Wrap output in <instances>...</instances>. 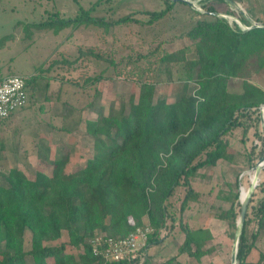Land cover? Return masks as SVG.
<instances>
[{"label": "trees", "instance_id": "obj_1", "mask_svg": "<svg viewBox=\"0 0 264 264\" xmlns=\"http://www.w3.org/2000/svg\"><path fill=\"white\" fill-rule=\"evenodd\" d=\"M165 1H169L166 8L150 11L147 21L135 18L134 14L106 20L91 17L82 9V14L70 18L55 12L56 18L51 16L35 26L60 30L84 22L104 27L130 21L152 23L181 0ZM208 9L216 11L212 6ZM239 21L247 25L253 23L243 17ZM232 22L233 25L227 17L214 13L212 19H198L183 32L194 44L164 53H160L161 45L158 44L146 54H139L137 58L150 59V63L153 57L158 59L150 80L142 78L138 82L137 100L131 97L117 110L111 106L108 113H104L97 100L88 102L87 109L95 111L96 116L86 120L85 128L94 140L95 150L84 167L64 171L68 158L65 155L51 162L49 172L38 169L30 178L18 166L3 169L4 146L0 142V264L149 263V256L141 263L139 259L108 260L93 252L92 239L97 232L122 237L148 222L154 230L146 247L159 243L168 221H175L174 213L189 207V201L196 196L192 179L198 170L227 158L234 129L241 127L242 141L247 136L250 114L264 103V88L246 78L242 92H231L227 81L245 74L247 60L252 56L264 66V27L244 28L236 19ZM189 52L196 56L188 59ZM81 53V57L84 54L101 57L93 47ZM185 67L189 77L179 79ZM81 77L83 81L77 82L80 84L75 81L71 84L91 88L99 99L96 85L106 75L84 76L83 73ZM33 78H26V84ZM174 80L180 85L173 100L155 98L157 82ZM11 116L13 114L6 119ZM226 183L233 190L222 191V194L230 205L214 214L229 220L230 226L236 228V205H241L238 181ZM179 187H183V198L175 207L171 199L176 194L181 195ZM248 217L247 210L237 261L239 264H264V251H259L257 262L246 260L256 245L260 229H264V200L255 211L258 225L250 235L246 231ZM179 225L185 235L180 251L196 259L211 253L210 247L204 248L211 237L209 229L193 228L181 221ZM26 230L31 232L29 249H25ZM64 230L68 233L69 244L79 250L77 255L67 251V242H48L59 239ZM159 264H177L176 256Z\"/></svg>", "mask_w": 264, "mask_h": 264}, {"label": "rangeland", "instance_id": "obj_2", "mask_svg": "<svg viewBox=\"0 0 264 264\" xmlns=\"http://www.w3.org/2000/svg\"><path fill=\"white\" fill-rule=\"evenodd\" d=\"M192 1L198 8L185 1H176L169 12L152 23L130 21L104 27L84 22L76 27L67 26L54 30L40 29L35 24L51 16L56 18V15H53L55 12L61 17L70 18L82 14V9L86 10L91 17L106 20L134 14L135 18L147 21L150 18V11L165 9L169 1L0 0V75L20 74L26 78L34 77L26 84V103L18 107L9 119L0 122V142L4 146L3 169L8 170L18 166L32 178L38 169L49 172L52 169L51 162L65 155L68 158L64 171L72 172L84 167L95 150L94 140L87 135L85 124L88 118L96 116V112L87 109L86 105L92 100L93 102L97 100L99 107L104 108V113H108L111 106L117 110L122 102L127 103L131 97L137 100L138 82L142 78L150 80L151 75L155 73L154 62L158 59L155 56L150 63V59L137 58L139 54H146L158 44L161 45L160 53L174 51L185 44H194L190 38L183 35V32L198 19H212L216 12L226 14L232 25L235 17L239 20L241 17L247 18L253 23L264 22V0ZM208 6H212L216 11H209ZM239 20L236 19L242 27L251 26ZM88 47H93L101 54V57L96 58L90 54H84L81 57V51ZM195 56L193 52L187 53L188 59ZM143 70L147 71L142 73ZM83 73L84 76L98 73L106 75L96 85L100 92L99 99H96L95 92L91 88L71 84L73 81L81 83ZM243 73L245 74L228 79L229 91L242 92L243 81L246 78L264 88V66L258 63L255 56L247 60ZM188 77V69L185 67L180 72L179 79ZM179 85L180 82L176 80L157 82L155 98L166 97L168 100H173ZM261 114L259 108L252 111L248 121L250 129L247 136L243 137V141L241 127L234 129L230 137L231 147L227 149L228 157L241 162L239 167L234 168V176L230 180L234 183L238 181V202H240L241 187L247 190L251 184V175L248 171L264 154V124ZM227 164L229 165L228 161H223L221 166L210 170L216 178L211 183L202 186L193 180L192 186L195 189L207 193L200 194L198 200H190L193 204L192 211H184V209L174 213L177 223L181 221L193 228L205 226L204 228L209 230L214 226L224 227L223 230L229 232L227 238L229 250L225 253V263L224 260L222 263L217 258L214 261L215 264H226V261L232 264L230 263V247L236 228L230 226L229 220L220 219L214 214L219 209H227L230 205V202L223 198L221 191L223 186L233 190L225 182L227 180L222 178L224 176L221 170L225 171ZM207 171L205 167L204 172ZM212 187L218 190V197L211 194ZM178 189L183 190L182 187ZM183 192L184 190L179 197L176 194L171 199L175 207L179 206ZM262 200H264V168L261 170L259 182L254 189L248 208L249 217L246 227L248 235L251 230L257 228L258 220L255 217V211ZM172 208L174 210L173 206ZM236 209L238 220L239 204L236 205ZM168 225H172L171 220L168 221ZM223 230L217 236L211 233L206 245L213 246L222 242V237L226 234L221 233ZM30 241L31 232L26 230L25 249L30 248ZM48 242L53 244L67 242L69 253L77 255L79 252L77 248L69 244V236L65 230L59 239ZM259 246L264 250V236ZM146 256H148L147 250L145 256L139 258L138 262H143ZM258 257V249L257 251L253 249L246 260L255 263ZM236 263L239 264L238 261Z\"/></svg>", "mask_w": 264, "mask_h": 264}, {"label": "crops", "instance_id": "obj_3", "mask_svg": "<svg viewBox=\"0 0 264 264\" xmlns=\"http://www.w3.org/2000/svg\"><path fill=\"white\" fill-rule=\"evenodd\" d=\"M229 147H231V146H229ZM226 153H227V151H226ZM223 161H228L229 165L228 164L225 165V167H226L225 171L221 170L222 175L224 176L222 178H225L227 180L225 182L229 183L230 180H232L231 177L234 176V172H235L234 168L239 167V165H241V162H239V160H237V159H232V157L229 158L228 153H227V158H223V159L219 160L215 165H211V166L205 165V166L201 167L198 170V173L192 179V183H193V180L202 186L206 183H211L214 179H216V178H214L215 176H213L211 174V171L213 169H216L221 163H223ZM205 167H207V169H208V171L206 173L204 172ZM225 174H226V177H225ZM209 176H211L210 179H208ZM218 184H219V182L217 181V185ZM222 188H221L222 189L221 191H225L226 193L229 191V189L225 188L224 186ZM195 192H196V196L191 198V200H193V201L198 200L199 199L198 196L200 194L207 193V192H204V191H201L198 189H195ZM210 192H211V194H215L216 197H218L217 196L218 190L216 191L215 187H212L210 189ZM191 206H193V204H191L189 201V207H187L184 211H187V210L192 211L191 208H193V207H191ZM193 211H195V210H193ZM172 223L173 224L171 226L167 225L166 228H164L162 230V233H161L162 238H161V241L159 243H152L147 247L146 250H147V253H148V256L150 259V262L147 264H159L160 262L168 259L171 256H176L177 264H215L214 261L217 258L220 259V261L222 263L224 260V263H225V258H226L225 253L229 250V244H228V240H227V238L229 237V232L226 230H223V229H225L224 227L223 228H219L216 226L210 227V232L214 236H217L218 234H220L221 230H223L221 232L222 234L226 233L222 237L223 241L216 243V245L213 244V246H211L212 244L204 246L205 249L211 246V250H212L211 253L203 254L199 259H196L193 256H190L188 253L180 251V246L184 240L185 235H184V232L182 231V229L180 228L179 222L177 223L176 217H175V221H173ZM200 227H205V226H200ZM219 229H221V230H219ZM260 230L261 231H259V234H258L257 239H256V245L253 248L256 251L258 249V252L264 251L259 246V242H261V240L263 239V236H264V229H260ZM233 242H234V237H233ZM233 242H232L231 247H230V263H232L231 262V253H232ZM217 249H219V251H217ZM226 264H228L227 261H226Z\"/></svg>", "mask_w": 264, "mask_h": 264}, {"label": "built area", "instance_id": "obj_4", "mask_svg": "<svg viewBox=\"0 0 264 264\" xmlns=\"http://www.w3.org/2000/svg\"><path fill=\"white\" fill-rule=\"evenodd\" d=\"M26 101V77L20 74L0 75V121L8 118ZM259 109L264 124V103ZM153 230L154 228L147 222L122 237L98 233L92 239L93 252L113 261L143 258L149 235Z\"/></svg>", "mask_w": 264, "mask_h": 264}, {"label": "water", "instance_id": "obj_5", "mask_svg": "<svg viewBox=\"0 0 264 264\" xmlns=\"http://www.w3.org/2000/svg\"><path fill=\"white\" fill-rule=\"evenodd\" d=\"M181 1H185L188 4H190L191 6L198 8V7H196V5L191 0H181ZM216 14L219 16L226 17V14H221L218 12H216ZM235 19H238V18L235 17ZM255 26L264 27V23L256 21L251 26H248L246 28H251V27H255ZM263 163H264V154L257 160V162L250 169V171L252 170L253 172H255V175H254L253 179L251 180V184H250L246 194L242 197L241 193H240V204H241L240 205V215H239V219L237 220V226H236V230H235V234H234V242H233V246H232V253H231L232 264H237L236 261H237L238 243H239L240 236L242 234L243 227L245 224L250 198L254 192L256 185L258 184L259 174H260L261 170L264 168Z\"/></svg>", "mask_w": 264, "mask_h": 264}, {"label": "bare ground", "instance_id": "obj_6", "mask_svg": "<svg viewBox=\"0 0 264 264\" xmlns=\"http://www.w3.org/2000/svg\"><path fill=\"white\" fill-rule=\"evenodd\" d=\"M264 164V163H263ZM249 173H250V175H251V180L253 179V177H254V175H255V172H253L252 170L250 171H248ZM261 173V172H260ZM259 179H260V174H259V177H258V182H259ZM248 190V189H247ZM247 190L242 186L241 187V196L243 197L245 194H246V192H247Z\"/></svg>", "mask_w": 264, "mask_h": 264}]
</instances>
